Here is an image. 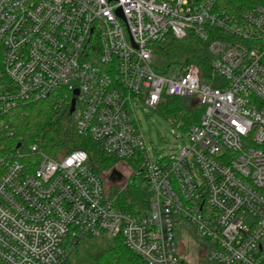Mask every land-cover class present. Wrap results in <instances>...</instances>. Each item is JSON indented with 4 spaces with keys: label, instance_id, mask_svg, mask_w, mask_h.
Returning <instances> with one entry per match:
<instances>
[{
    "label": "built area",
    "instance_id": "built-area-1",
    "mask_svg": "<svg viewBox=\"0 0 264 264\" xmlns=\"http://www.w3.org/2000/svg\"><path fill=\"white\" fill-rule=\"evenodd\" d=\"M215 6L0 0V134L7 117L55 98L78 135L131 162L116 169L119 191L140 183L148 195L146 214L121 211L86 152L53 158L8 131L16 144L0 147V264H62L100 233L144 264H264V7L235 16ZM170 40L196 42L208 71L153 68V48ZM163 96L202 113L177 130L182 147L152 157L133 103L156 111ZM180 235L203 254L187 257Z\"/></svg>",
    "mask_w": 264,
    "mask_h": 264
},
{
    "label": "trees",
    "instance_id": "trees-1",
    "mask_svg": "<svg viewBox=\"0 0 264 264\" xmlns=\"http://www.w3.org/2000/svg\"><path fill=\"white\" fill-rule=\"evenodd\" d=\"M264 7V0H216L215 8L228 14L241 16L254 7ZM164 71L174 64L195 63L208 71V58L202 54L199 45L192 40L174 41L159 47ZM55 98H49L28 105L25 112L6 118V125L0 134V147H14L12 138L6 139V132L13 131L14 137L21 136L26 143H37L40 149L53 158H58L73 150H82L89 157L90 167L101 176L109 173L119 162L106 154L90 139L76 133L66 111L54 109ZM185 98L163 96L156 112L173 128L184 132L198 123L202 108L187 103ZM5 134V136H4ZM131 163V162H130ZM102 178V177H101ZM105 188V180L102 178ZM107 195L116 197L115 208L132 214H146L148 195L141 186L130 185L127 190L119 191L117 186L109 184L105 188ZM95 244L94 241H89ZM82 243V242H81ZM77 245L62 264H144L136 255L127 250L120 237L108 239L96 249L87 247L78 249Z\"/></svg>",
    "mask_w": 264,
    "mask_h": 264
},
{
    "label": "rangeland",
    "instance_id": "rangeland-1",
    "mask_svg": "<svg viewBox=\"0 0 264 264\" xmlns=\"http://www.w3.org/2000/svg\"><path fill=\"white\" fill-rule=\"evenodd\" d=\"M159 47H164L165 44L158 45ZM154 54L152 58V66L153 68H162V59L159 53V49L157 46L153 48ZM187 103L191 105H196L194 101H188ZM133 107L135 110L136 119L144 136V140L148 147L151 149L152 157H156L159 155H165L171 151H176L178 148L182 147L185 143L180 135L177 133V129H174L167 121H165L162 116H160L156 111L148 109L140 104L133 103ZM131 165L130 162L122 163L119 162L114 166L112 170L121 169L122 166L125 168L126 166ZM106 173L104 175L101 174V177L105 180V188L109 184L117 186L116 183H112L108 180V175ZM128 172V171H127ZM128 174V173H127ZM137 186H140L138 183ZM118 187V186H117ZM119 188V187H118ZM89 241H94L95 244H90ZM107 238L103 234H99L96 237H90L86 240H83L78 249H85L90 247L92 249H96L106 243ZM179 242L183 244L185 249V253L187 257L194 260L195 256H201L203 254L201 248L196 246V243H192L188 241L183 235H180Z\"/></svg>",
    "mask_w": 264,
    "mask_h": 264
},
{
    "label": "water",
    "instance_id": "water-1",
    "mask_svg": "<svg viewBox=\"0 0 264 264\" xmlns=\"http://www.w3.org/2000/svg\"><path fill=\"white\" fill-rule=\"evenodd\" d=\"M75 94H76V92H75ZM74 108H75V101H74V99H72L70 109H69V114H71L74 111ZM107 178L110 182L116 183V182L120 181L121 175L116 170H112Z\"/></svg>",
    "mask_w": 264,
    "mask_h": 264
}]
</instances>
